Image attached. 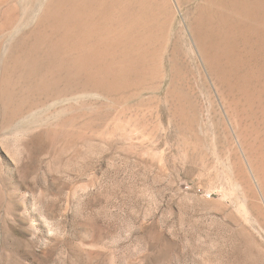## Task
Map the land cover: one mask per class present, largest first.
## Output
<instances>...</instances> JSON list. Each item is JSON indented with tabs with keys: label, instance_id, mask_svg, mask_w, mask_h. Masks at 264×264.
<instances>
[{
	"label": "rangeland",
	"instance_id": "374dc122",
	"mask_svg": "<svg viewBox=\"0 0 264 264\" xmlns=\"http://www.w3.org/2000/svg\"><path fill=\"white\" fill-rule=\"evenodd\" d=\"M74 1L0 0V264H264V36L204 53L205 0L73 31Z\"/></svg>",
	"mask_w": 264,
	"mask_h": 264
},
{
	"label": "bare ground",
	"instance_id": "6f19581e",
	"mask_svg": "<svg viewBox=\"0 0 264 264\" xmlns=\"http://www.w3.org/2000/svg\"><path fill=\"white\" fill-rule=\"evenodd\" d=\"M181 1L186 2L187 0ZM205 1V6L197 9L196 22L193 24L198 44L204 53L208 54L210 47L216 45L217 50L231 48L229 51L232 54L229 55L238 56L242 51L243 43L250 42L251 38L261 40L260 37L264 36V0ZM73 4L71 13L67 14H71L66 19L68 23L75 22L77 16L82 11L83 4L81 0L74 1ZM159 13L156 1L139 2L137 4V0H131L129 3L123 4L117 11L112 10L109 5L105 9L98 11L99 19L105 17L107 25L111 30L116 29L120 31L131 30L128 26L138 22L140 18L148 17L156 22ZM203 23L204 26L202 25ZM64 26L67 27L65 23ZM71 27L73 31H76L78 24L73 23ZM79 28H81L80 25ZM70 36L75 37L73 33L67 32L66 39ZM207 40H210V42ZM74 68H77L78 74H81L86 68L85 57L77 59ZM260 162L263 165L260 166L261 171L260 173L258 172L260 174L258 180L259 187L264 195V160H260Z\"/></svg>",
	"mask_w": 264,
	"mask_h": 264
}]
</instances>
